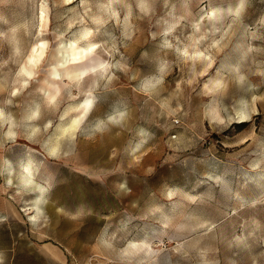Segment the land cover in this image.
<instances>
[{"label": "clouds", "instance_id": "1", "mask_svg": "<svg viewBox=\"0 0 264 264\" xmlns=\"http://www.w3.org/2000/svg\"><path fill=\"white\" fill-rule=\"evenodd\" d=\"M0 264H264V0H0Z\"/></svg>", "mask_w": 264, "mask_h": 264}, {"label": "rangeland", "instance_id": "2", "mask_svg": "<svg viewBox=\"0 0 264 264\" xmlns=\"http://www.w3.org/2000/svg\"><path fill=\"white\" fill-rule=\"evenodd\" d=\"M61 194L65 199L69 200V202L75 203L86 193L79 188L77 181H73L71 185L62 190Z\"/></svg>", "mask_w": 264, "mask_h": 264}]
</instances>
